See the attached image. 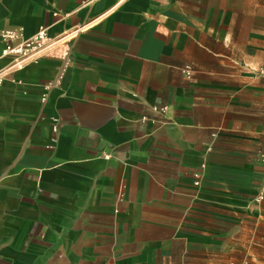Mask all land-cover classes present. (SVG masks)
<instances>
[{"label": "crops", "instance_id": "crops-1", "mask_svg": "<svg viewBox=\"0 0 264 264\" xmlns=\"http://www.w3.org/2000/svg\"><path fill=\"white\" fill-rule=\"evenodd\" d=\"M41 26L0 89V264L255 261L264 0H0Z\"/></svg>", "mask_w": 264, "mask_h": 264}, {"label": "built area", "instance_id": "built-area-1", "mask_svg": "<svg viewBox=\"0 0 264 264\" xmlns=\"http://www.w3.org/2000/svg\"><path fill=\"white\" fill-rule=\"evenodd\" d=\"M63 40L64 38L61 37L51 38L47 28L43 26L39 28L36 34L29 38L24 37L23 28L21 27L0 31V62L3 63L0 66V89L10 74L24 68L32 62L39 61L49 54L53 50L52 48L60 45ZM183 71L191 75L192 68L190 65H186ZM260 75L264 79V68L260 70ZM43 99L45 100L46 97H43ZM167 109V106L155 107V110L162 114L166 113ZM147 119V116L142 117L144 121ZM53 131L54 133L58 132V126L56 124L53 125ZM105 157H110V153L105 154ZM259 157L262 162L263 178L259 189L252 199L253 203L258 206L264 202V149L259 153ZM203 159L204 162L201 164V168L206 167L207 156L203 155ZM199 182L197 179L195 184L199 185Z\"/></svg>", "mask_w": 264, "mask_h": 264}, {"label": "rangeland", "instance_id": "rangeland-1", "mask_svg": "<svg viewBox=\"0 0 264 264\" xmlns=\"http://www.w3.org/2000/svg\"><path fill=\"white\" fill-rule=\"evenodd\" d=\"M260 255H258V257H256V260L255 261H250V260H247V261H232L230 262V264H264V248H260Z\"/></svg>", "mask_w": 264, "mask_h": 264}]
</instances>
